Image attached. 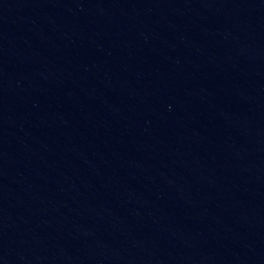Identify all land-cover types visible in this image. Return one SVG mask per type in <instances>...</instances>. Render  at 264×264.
Segmentation results:
<instances>
[{"label": "water", "instance_id": "95a60500", "mask_svg": "<svg viewBox=\"0 0 264 264\" xmlns=\"http://www.w3.org/2000/svg\"><path fill=\"white\" fill-rule=\"evenodd\" d=\"M0 264H264V0H133L0 137Z\"/></svg>", "mask_w": 264, "mask_h": 264}]
</instances>
